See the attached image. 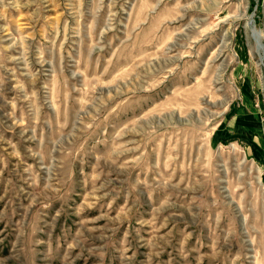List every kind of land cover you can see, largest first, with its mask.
I'll list each match as a JSON object with an SVG mask.
<instances>
[{
  "label": "rangeland",
  "instance_id": "obj_1",
  "mask_svg": "<svg viewBox=\"0 0 264 264\" xmlns=\"http://www.w3.org/2000/svg\"><path fill=\"white\" fill-rule=\"evenodd\" d=\"M254 33L264 0H0V264H264Z\"/></svg>",
  "mask_w": 264,
  "mask_h": 264
},
{
  "label": "crops",
  "instance_id": "obj_2",
  "mask_svg": "<svg viewBox=\"0 0 264 264\" xmlns=\"http://www.w3.org/2000/svg\"><path fill=\"white\" fill-rule=\"evenodd\" d=\"M258 127H260V124H258ZM260 135L258 136H249V138L246 139L247 145L251 148V146L256 147L259 144Z\"/></svg>",
  "mask_w": 264,
  "mask_h": 264
},
{
  "label": "bare ground",
  "instance_id": "obj_3",
  "mask_svg": "<svg viewBox=\"0 0 264 264\" xmlns=\"http://www.w3.org/2000/svg\"><path fill=\"white\" fill-rule=\"evenodd\" d=\"M253 36L256 40L258 53L260 52L261 54H264V45L260 42V35L258 33H254Z\"/></svg>",
  "mask_w": 264,
  "mask_h": 264
}]
</instances>
